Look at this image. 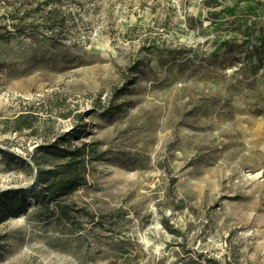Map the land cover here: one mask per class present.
I'll list each match as a JSON object with an SVG mask.
<instances>
[{"label": "rangeland", "instance_id": "obj_1", "mask_svg": "<svg viewBox=\"0 0 264 264\" xmlns=\"http://www.w3.org/2000/svg\"><path fill=\"white\" fill-rule=\"evenodd\" d=\"M0 38V264H264V0H0ZM65 138L99 159L42 204Z\"/></svg>", "mask_w": 264, "mask_h": 264}, {"label": "trees", "instance_id": "obj_2", "mask_svg": "<svg viewBox=\"0 0 264 264\" xmlns=\"http://www.w3.org/2000/svg\"><path fill=\"white\" fill-rule=\"evenodd\" d=\"M31 128L32 125L28 122L27 117L20 116L15 119L12 130L21 132L22 130H30ZM76 137L78 136H72L71 138ZM70 141V138L60 139L57 142L39 145L34 150L35 157L39 156L43 160L42 165L45 164V167H42L38 160L33 159V163L36 166L34 183L42 188V204H45L47 200L65 196L84 185L85 179L81 172L85 170L88 162L99 159V155L95 153L96 151L89 149L86 143H81L71 148L68 146ZM0 154L2 156L1 161L8 165H25L23 160L18 159L10 152L2 150ZM25 211L26 199L22 191L14 192L7 199H0V223L7 218L17 217Z\"/></svg>", "mask_w": 264, "mask_h": 264}]
</instances>
